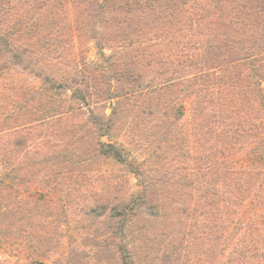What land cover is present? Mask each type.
I'll return each mask as SVG.
<instances>
[{
  "label": "trees",
  "instance_id": "1",
  "mask_svg": "<svg viewBox=\"0 0 264 264\" xmlns=\"http://www.w3.org/2000/svg\"><path fill=\"white\" fill-rule=\"evenodd\" d=\"M32 62L60 75L0 110V237L46 258L73 214L67 264H264V0H0V82Z\"/></svg>",
  "mask_w": 264,
  "mask_h": 264
},
{
  "label": "rangeland",
  "instance_id": "2",
  "mask_svg": "<svg viewBox=\"0 0 264 264\" xmlns=\"http://www.w3.org/2000/svg\"><path fill=\"white\" fill-rule=\"evenodd\" d=\"M74 15V14H73ZM76 16V15H75ZM74 16V17H75ZM72 18L73 25L76 27L75 18ZM81 26L82 32L78 33V37L75 39V57L81 64L80 67L84 70L83 62L87 64L92 63H101L102 59L98 53V50L91 40L90 36L87 34L88 25L79 24ZM85 29V30H84ZM113 51V48H106V54L110 55ZM40 67L35 66V62L31 64L27 63V67L24 66H14L9 69L3 75H8L5 77L3 81L0 82V110L5 109L6 107H19L22 102L24 103V99L20 102L21 94L28 96L31 92H34L36 89L43 90L44 86L43 76L46 73L48 75H53V77H59L60 73L54 70H50V68L41 67V63L38 64ZM38 67V68H37ZM69 94H64L63 91H59L55 93L56 99L59 103H63L64 105H73L76 108L81 109L82 115L85 113H89V111L94 110L95 112L106 111L107 114L110 113L109 103L102 102L97 103V99L93 98L90 100V106H86L84 104H80L78 101H71L69 99ZM12 97V98H10ZM15 97V98H14ZM80 113V112H79ZM105 141H111L115 143L121 150L123 151L125 157L129 159V161H143L146 157L145 150L139 147L136 144H132L130 139L126 136H121L117 138H105ZM238 160L243 163L246 161L244 156L238 157ZM96 171L99 169L103 173L110 174L119 177L124 175L125 171L123 168H119L113 165H102V166H94ZM93 169V166L91 170ZM126 174V173H125ZM97 175L95 171H92L90 176ZM130 179V186L132 192H137L139 189L138 180L135 175L127 174ZM95 180H91L94 182ZM88 188V186H87ZM32 193L34 194H42L47 190L39 187H32ZM254 207L251 205H247L244 208V211L250 213ZM74 215L72 214L69 218L71 222L65 223L60 232L61 243L59 247L49 254L46 258L37 257L33 251L27 249L26 247L13 244L6 239L0 237V264H67V258L70 253V238L74 236L75 239L78 238V233L76 232L74 221ZM78 246V245H77ZM220 259H223L220 257ZM77 260L73 262L76 263ZM143 264H149V262H144ZM191 264H209L206 261L205 256L200 257V259H194Z\"/></svg>",
  "mask_w": 264,
  "mask_h": 264
}]
</instances>
